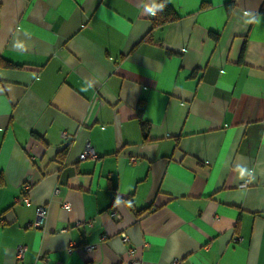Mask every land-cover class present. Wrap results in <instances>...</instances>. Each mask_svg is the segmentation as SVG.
I'll return each mask as SVG.
<instances>
[{"label": "crops", "instance_id": "0c3cea01", "mask_svg": "<svg viewBox=\"0 0 264 264\" xmlns=\"http://www.w3.org/2000/svg\"><path fill=\"white\" fill-rule=\"evenodd\" d=\"M228 1L0 0V264H264V14Z\"/></svg>", "mask_w": 264, "mask_h": 264}, {"label": "built area", "instance_id": "2783aa9c", "mask_svg": "<svg viewBox=\"0 0 264 264\" xmlns=\"http://www.w3.org/2000/svg\"><path fill=\"white\" fill-rule=\"evenodd\" d=\"M62 136L64 138H69V135L67 133H65V132L62 133ZM79 157L81 159H83V158H95L96 154H95L93 148L90 145H87L85 147V149L80 153ZM29 186H30V184L28 183V181H25L24 184H23V190L27 191ZM22 200L25 201V202L28 201V199L26 197H22ZM47 214H48V209H47V207L45 205L37 206L35 208L34 218L27 223V226L34 227V228L41 227L44 224V222H45ZM125 237H124V239H125ZM25 251H26V246L25 245H18L16 247V251H15L16 257L18 259L22 258ZM127 264H140V260L136 259V258H131V259H129L127 261ZM172 264H182V263H181V261L179 259H174Z\"/></svg>", "mask_w": 264, "mask_h": 264}, {"label": "clouds", "instance_id": "9594fccd", "mask_svg": "<svg viewBox=\"0 0 264 264\" xmlns=\"http://www.w3.org/2000/svg\"><path fill=\"white\" fill-rule=\"evenodd\" d=\"M166 7V0H160V3H156L155 0H153V4L151 7H148L146 9V13L155 16L157 12H162L164 8ZM247 15V13H246ZM259 22V18L257 19V23ZM15 47H21L20 45H15ZM87 90V89H83ZM240 172V178L248 177L247 182L251 183L253 180H255V175L252 174V171L246 168H242L239 170Z\"/></svg>", "mask_w": 264, "mask_h": 264}, {"label": "trees", "instance_id": "16d2710c", "mask_svg": "<svg viewBox=\"0 0 264 264\" xmlns=\"http://www.w3.org/2000/svg\"><path fill=\"white\" fill-rule=\"evenodd\" d=\"M235 0H229L227 3L228 8H230L233 4H234ZM159 13V17L157 22H164L167 20H172L175 18V14L172 10V8L170 7V5L166 2V7L164 8V10L162 12H158ZM259 13L264 14V0H262L261 6L259 8ZM161 15H163L164 17H161ZM156 21V20H155ZM155 22V23H157ZM138 112H141V107H138Z\"/></svg>", "mask_w": 264, "mask_h": 264}]
</instances>
